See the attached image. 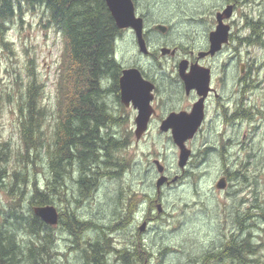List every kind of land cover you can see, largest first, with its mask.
<instances>
[{
    "label": "trees",
    "instance_id": "16d2710c",
    "mask_svg": "<svg viewBox=\"0 0 264 264\" xmlns=\"http://www.w3.org/2000/svg\"><path fill=\"white\" fill-rule=\"evenodd\" d=\"M37 6L48 12L49 22L63 38L56 104L52 111L44 103V85L33 78L17 99L18 146L0 137V190L7 197L6 203L0 197V264H57L56 226L34 213L35 206L55 205L56 200L64 204L57 207V225L72 235V250L80 251L76 264H142L149 254L140 242L122 248L111 244L109 231L128 221L102 224L79 215L83 200L94 194L101 178L116 177L130 162L118 153L128 141L110 138L111 132H106L112 127L108 85L120 67L114 52L121 29L105 0H0L4 44L24 8ZM30 72L34 74L32 68ZM243 115L249 113L244 110ZM69 183L75 184L77 194L71 201ZM115 209L119 216L117 201ZM258 209V218L264 221V207ZM240 225L241 233L230 234L198 264H264V243L254 241L252 231Z\"/></svg>",
    "mask_w": 264,
    "mask_h": 264
},
{
    "label": "rangeland",
    "instance_id": "374dc122",
    "mask_svg": "<svg viewBox=\"0 0 264 264\" xmlns=\"http://www.w3.org/2000/svg\"><path fill=\"white\" fill-rule=\"evenodd\" d=\"M185 1L188 2L185 11L191 9L190 14L193 13L192 4L206 8L217 2ZM140 2L145 8L147 0ZM150 2H157L154 11L149 13L150 20L168 19V14L173 11L177 13L178 24L182 23L183 12L175 7L177 0ZM250 12L255 15L253 9ZM48 19V12L41 6L24 8L22 18L11 24L5 35L7 44L0 36V137L10 140L15 147L19 144L17 99L33 78L44 85V103L52 111L55 109L63 38ZM119 44L121 48L127 45L123 41ZM241 54L244 60L254 63V66L256 63L259 65L258 72H254L258 87L252 93L244 92V95H249L246 101L244 99V105L264 109V68L260 69L264 63V47L243 44ZM128 58L125 55V59ZM119 59L123 60L121 56ZM31 68L34 74L30 72ZM208 121L193 141H187V146L194 153L186 172L178 166L177 145L166 135L152 132L138 142L129 140V145L118 152L128 158L129 168L116 177H102L94 194L83 200L79 215L102 224L117 225L119 222L123 225L128 221L123 227L118 225L117 230L109 231L111 244L122 248L132 241L140 242L145 246V254H149L142 264H198L206 253L218 250L230 234L241 233V222L246 230L252 231L254 241L264 243V221L258 218V206L264 207V113L256 115L253 112L250 120L232 127L226 123L216 124L211 119ZM52 125L53 121L49 126ZM225 127L230 129L227 134L224 133ZM227 137H233V140L227 143ZM154 158L168 168L171 178L185 173L161 188L158 193L160 202L153 210L158 217L148 220L136 211L147 213L149 208L147 201L141 198L145 195L139 189L154 196L159 192L156 187L158 175H155L158 171L152 164ZM124 172L126 174L123 175ZM224 175H228V185L220 189L216 183ZM75 187L74 183H69L67 193L70 201L77 196L73 191ZM0 197L4 203L7 202L2 191ZM116 201L119 203V216L115 213ZM55 205L64 207L59 200ZM125 206L128 207V216L122 212ZM122 215L124 220H120ZM55 233L60 251L57 264H76L80 251L72 250V236L60 225H56ZM93 233L96 232L93 230ZM210 264L219 263L214 261Z\"/></svg>",
    "mask_w": 264,
    "mask_h": 264
},
{
    "label": "flooded vegetation",
    "instance_id": "af4514ba",
    "mask_svg": "<svg viewBox=\"0 0 264 264\" xmlns=\"http://www.w3.org/2000/svg\"><path fill=\"white\" fill-rule=\"evenodd\" d=\"M150 1L147 0V5L143 8L140 0H133L136 15L143 19L142 41L132 27L121 29L116 41L114 54L120 67L108 85L107 111L112 127L106 132H111L110 138L125 141L135 139L138 142L154 132L173 139L172 128L168 130L161 128L164 120L172 113L191 112L195 103L202 98H204V120L196 136L189 141H193L198 136L205 123L210 122L209 119L216 124L226 123L232 127L236 124L241 125L242 121L250 120L253 112L256 115L264 113V109L259 106L244 105L249 96L244 95V92L252 93L258 87L254 72H258L259 65L256 63L254 66V63L244 60L243 53L241 54L243 44L264 47V0H217L206 8L201 4H192L193 13L191 14V9L185 11L188 2L177 0L175 7L179 12H183L180 24H178L179 20H176L177 13L173 11L168 14V19L150 20L149 13L156 7ZM251 9L255 11V15L250 12ZM220 23L228 29V40L213 53L211 52L212 34ZM120 41L127 45L121 48ZM125 55L129 57L127 60ZM120 56L122 61L119 59ZM183 60L186 61L185 74H190L195 65L208 69V90L205 95L199 92L197 87L187 89L180 68ZM132 68L139 70L143 80L133 75L128 77L129 83L138 85L139 90L130 89L124 100L120 79L124 70ZM261 68H264V63L261 64ZM229 80L233 81L232 84ZM146 98H149L148 108L151 113L147 129L138 137L136 129L140 107L138 104L136 106L135 102L137 99L144 101ZM244 110L249 115L244 117ZM224 130L225 134L230 131L227 127ZM227 138V143L233 140V137ZM128 145L129 143L126 142V146ZM156 160L157 158H154L152 164L157 168ZM129 166L123 170L126 171ZM164 173L168 179L163 186L169 185L173 179L166 166ZM184 173L176 174V176H182ZM155 175H158V179L160 173L156 172ZM224 176L228 177V175ZM161 188L157 187L159 192L155 196L137 188L142 195L146 196L141 198L147 201L149 208L147 213L137 210L136 214L148 220L158 217L154 215L153 210L154 206L160 202L161 196L158 193L161 192ZM130 193L132 194L131 191ZM159 209L162 211L161 205Z\"/></svg>",
    "mask_w": 264,
    "mask_h": 264
},
{
    "label": "water",
    "instance_id": "95a60500",
    "mask_svg": "<svg viewBox=\"0 0 264 264\" xmlns=\"http://www.w3.org/2000/svg\"><path fill=\"white\" fill-rule=\"evenodd\" d=\"M112 16L115 19L116 25L120 29L132 27L136 30L139 39L142 41V31H143V19L136 15L135 4L133 0H105ZM228 29L222 23L217 27V30L212 34V44L211 52H216L222 45L223 42L227 41ZM185 63L183 60L180 64L182 77L185 80L187 89L197 87L199 92H202L204 95L208 90V69L201 66H193L190 74H185ZM137 76L139 79L143 80L140 72L136 68L126 69L120 79V85L122 90V98L125 100L128 96L129 90H139V86H134L129 83V76ZM203 99H200L195 103L191 112H180L172 113L167 117L162 123L161 128L163 130H168L172 128L173 132V141L179 148V160L178 166L181 170H185L186 166L191 158L192 150L187 146V141L194 138L202 126L204 120V105ZM149 98H146L144 101L137 99L135 104L140 107V114L137 118V135L141 136L143 132L148 127V120L151 113L150 108H148ZM156 165L159 173L162 175L159 176L156 185L158 188H161L165 184L168 177L164 173L165 166L156 160ZM178 179V176L173 178V181ZM216 186L220 189H225L227 186L226 177H221L216 183ZM34 213L40 217L44 222L51 226H55L59 222V210L53 204L48 205H38L34 207ZM144 226L142 229H144Z\"/></svg>",
    "mask_w": 264,
    "mask_h": 264
},
{
    "label": "bare ground",
    "instance_id": "6f19581e",
    "mask_svg": "<svg viewBox=\"0 0 264 264\" xmlns=\"http://www.w3.org/2000/svg\"><path fill=\"white\" fill-rule=\"evenodd\" d=\"M66 231V230H65ZM66 234H68V233H66ZM70 236V235H69ZM72 236V235H71ZM76 253V252H75Z\"/></svg>",
    "mask_w": 264,
    "mask_h": 264
}]
</instances>
